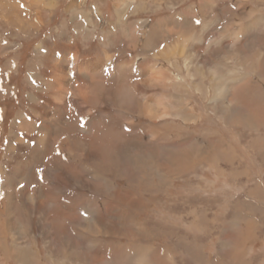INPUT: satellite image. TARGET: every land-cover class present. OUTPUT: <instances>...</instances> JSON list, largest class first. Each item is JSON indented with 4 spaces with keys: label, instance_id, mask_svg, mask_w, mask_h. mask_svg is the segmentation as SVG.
I'll list each match as a JSON object with an SVG mask.
<instances>
[{
    "label": "rangeland",
    "instance_id": "1",
    "mask_svg": "<svg viewBox=\"0 0 264 264\" xmlns=\"http://www.w3.org/2000/svg\"><path fill=\"white\" fill-rule=\"evenodd\" d=\"M262 83L264 0H0V264H264Z\"/></svg>",
    "mask_w": 264,
    "mask_h": 264
},
{
    "label": "crops",
    "instance_id": "2",
    "mask_svg": "<svg viewBox=\"0 0 264 264\" xmlns=\"http://www.w3.org/2000/svg\"><path fill=\"white\" fill-rule=\"evenodd\" d=\"M102 11V10H101ZM102 14V13H101ZM117 18V17H116ZM118 20V19H117ZM100 45V44H99ZM101 46V48H102V50H100L99 49V51H97V53H96V55H95V57L94 58H91V59H89V60H94V62H95V65H96V74L97 75H102V68L101 67H104V65L105 64H107L108 62H109V58H112V56H110L111 54H110V52H107V53H104V44H101L100 45ZM126 52H128V51H126ZM137 58V57H136ZM135 58V59H136ZM143 59V58H142ZM166 59H168V58H165V60ZM141 59L138 57L137 59H136V61L138 62V61H140ZM164 60V61H165ZM231 60V59H230ZM127 63V62H126ZM125 63V64H126ZM161 62H157V61H153V63L151 64V65H156V64H158V65H162V63L160 64ZM127 66H130V65H135V64H133V61L132 62H130V63H127L126 64ZM119 66V65H118ZM150 66V65H149ZM101 68V69H100ZM261 88H264V84L262 83V85L260 86ZM261 92H262V94H263V90H261ZM100 99V98H99Z\"/></svg>",
    "mask_w": 264,
    "mask_h": 264
},
{
    "label": "bare ground",
    "instance_id": "3",
    "mask_svg": "<svg viewBox=\"0 0 264 264\" xmlns=\"http://www.w3.org/2000/svg\"><path fill=\"white\" fill-rule=\"evenodd\" d=\"M181 108V107H180ZM183 112V111H182ZM160 116H158V118H159ZM181 118H182V120H183V118H184V116H181ZM59 262V261H58Z\"/></svg>",
    "mask_w": 264,
    "mask_h": 264
},
{
    "label": "snow or ice",
    "instance_id": "4",
    "mask_svg": "<svg viewBox=\"0 0 264 264\" xmlns=\"http://www.w3.org/2000/svg\"><path fill=\"white\" fill-rule=\"evenodd\" d=\"M197 23H199V21H197Z\"/></svg>",
    "mask_w": 264,
    "mask_h": 264
}]
</instances>
